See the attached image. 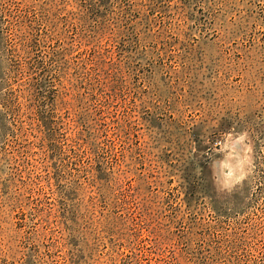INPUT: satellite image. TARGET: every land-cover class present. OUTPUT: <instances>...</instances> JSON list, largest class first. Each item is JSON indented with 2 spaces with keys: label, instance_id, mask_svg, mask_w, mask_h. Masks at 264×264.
I'll list each match as a JSON object with an SVG mask.
<instances>
[{
  "label": "rangeland",
  "instance_id": "obj_1",
  "mask_svg": "<svg viewBox=\"0 0 264 264\" xmlns=\"http://www.w3.org/2000/svg\"><path fill=\"white\" fill-rule=\"evenodd\" d=\"M0 264H264V0H0Z\"/></svg>",
  "mask_w": 264,
  "mask_h": 264
}]
</instances>
